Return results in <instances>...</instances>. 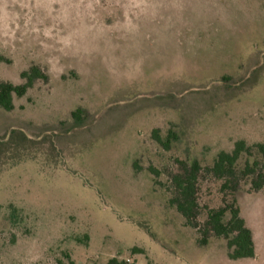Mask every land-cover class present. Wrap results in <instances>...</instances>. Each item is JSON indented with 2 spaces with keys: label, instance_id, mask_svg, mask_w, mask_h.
I'll list each match as a JSON object with an SVG mask.
<instances>
[{
  "label": "rangeland",
  "instance_id": "rangeland-1",
  "mask_svg": "<svg viewBox=\"0 0 264 264\" xmlns=\"http://www.w3.org/2000/svg\"><path fill=\"white\" fill-rule=\"evenodd\" d=\"M34 66L46 78L0 106V264H264V189L237 194L239 260L168 190L197 159L203 224L222 197L206 167L264 143V0H0V83Z\"/></svg>",
  "mask_w": 264,
  "mask_h": 264
},
{
  "label": "trees",
  "instance_id": "trees-1",
  "mask_svg": "<svg viewBox=\"0 0 264 264\" xmlns=\"http://www.w3.org/2000/svg\"><path fill=\"white\" fill-rule=\"evenodd\" d=\"M22 76L27 79L24 84L0 83V106L5 110H12L14 97L24 96L33 87L37 78H46L45 73L38 66L32 67L30 72H24ZM72 118L74 122L70 129L81 126L89 120V116L80 108L72 112ZM152 136L166 150H170L173 140H177V136L173 133L162 139L158 129L152 132ZM179 163L180 171L171 176V185L168 187L171 193L170 203L176 206L186 224L201 235L199 243L207 244L209 237L215 236L226 240L229 257L232 260L254 257L253 232L241 215L237 194L243 184L249 185L254 191L264 189V143L249 144L245 140H238L232 150L219 152L213 164L206 167L205 170L221 182L219 193L222 197L218 207L208 209L203 224L199 221L202 211L199 202L202 166L197 159L180 160ZM150 170L159 174L154 168ZM137 251L142 252L137 248L133 249V252ZM105 264H137V262L114 257Z\"/></svg>",
  "mask_w": 264,
  "mask_h": 264
}]
</instances>
